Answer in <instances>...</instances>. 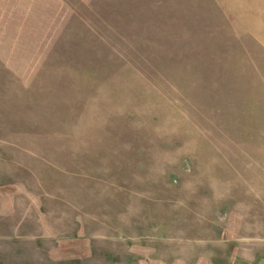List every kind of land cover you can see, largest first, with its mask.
Wrapping results in <instances>:
<instances>
[{"label":"rangeland","instance_id":"1","mask_svg":"<svg viewBox=\"0 0 264 264\" xmlns=\"http://www.w3.org/2000/svg\"><path fill=\"white\" fill-rule=\"evenodd\" d=\"M0 264H264V0H0Z\"/></svg>","mask_w":264,"mask_h":264}]
</instances>
